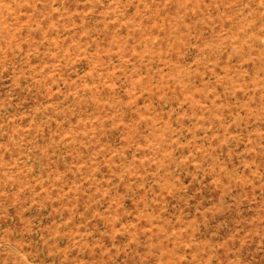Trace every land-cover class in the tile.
I'll list each match as a JSON object with an SVG mask.
<instances>
[{"label":"rangeland","instance_id":"obj_1","mask_svg":"<svg viewBox=\"0 0 264 264\" xmlns=\"http://www.w3.org/2000/svg\"><path fill=\"white\" fill-rule=\"evenodd\" d=\"M0 264H264V0H0Z\"/></svg>","mask_w":264,"mask_h":264}]
</instances>
